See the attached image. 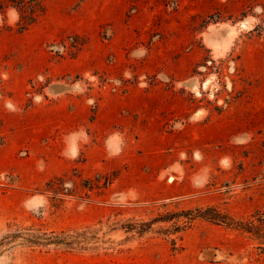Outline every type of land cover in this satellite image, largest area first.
Wrapping results in <instances>:
<instances>
[{"label": "rangeland", "instance_id": "obj_1", "mask_svg": "<svg viewBox=\"0 0 264 264\" xmlns=\"http://www.w3.org/2000/svg\"><path fill=\"white\" fill-rule=\"evenodd\" d=\"M20 1L0 264H264L263 239L195 217L264 214V0H22L25 30Z\"/></svg>", "mask_w": 264, "mask_h": 264}, {"label": "trees", "instance_id": "obj_2", "mask_svg": "<svg viewBox=\"0 0 264 264\" xmlns=\"http://www.w3.org/2000/svg\"><path fill=\"white\" fill-rule=\"evenodd\" d=\"M18 3L22 4V7L17 9L21 17V21L19 23L20 30H25L26 27H29L35 22L36 11L33 8H26L24 1L22 0ZM210 210L211 209H207L204 212L199 211L198 214L195 215V217H201L213 222L222 223L229 228H233L244 233L252 234L257 238H261L264 240V214L259 212L253 216V219H248L245 221H236L232 217H229L228 215H222L221 213L213 209L212 210L214 211V213L210 215Z\"/></svg>", "mask_w": 264, "mask_h": 264}, {"label": "bare ground", "instance_id": "obj_3", "mask_svg": "<svg viewBox=\"0 0 264 264\" xmlns=\"http://www.w3.org/2000/svg\"><path fill=\"white\" fill-rule=\"evenodd\" d=\"M219 47V46H218ZM216 50V49H215ZM218 53V52H217ZM192 83V82H191Z\"/></svg>", "mask_w": 264, "mask_h": 264}]
</instances>
